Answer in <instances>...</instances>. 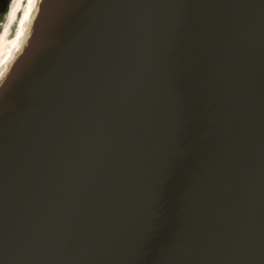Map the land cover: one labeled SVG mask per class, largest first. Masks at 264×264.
Segmentation results:
<instances>
[{"label": "water", "instance_id": "water-1", "mask_svg": "<svg viewBox=\"0 0 264 264\" xmlns=\"http://www.w3.org/2000/svg\"><path fill=\"white\" fill-rule=\"evenodd\" d=\"M0 264H264V0H46L0 95Z\"/></svg>", "mask_w": 264, "mask_h": 264}, {"label": "bare ground", "instance_id": "bare-ground-1", "mask_svg": "<svg viewBox=\"0 0 264 264\" xmlns=\"http://www.w3.org/2000/svg\"><path fill=\"white\" fill-rule=\"evenodd\" d=\"M46 0H12L4 21L0 24V95L5 86L14 79L34 41L35 29L40 22ZM19 6V11L14 10ZM27 12V18L19 17Z\"/></svg>", "mask_w": 264, "mask_h": 264}, {"label": "flooded vegetation", "instance_id": "flooded-vegetation-1", "mask_svg": "<svg viewBox=\"0 0 264 264\" xmlns=\"http://www.w3.org/2000/svg\"><path fill=\"white\" fill-rule=\"evenodd\" d=\"M11 0H0V15L3 16L7 14ZM6 9V10H5ZM4 16V18H5Z\"/></svg>", "mask_w": 264, "mask_h": 264}, {"label": "snow or ice", "instance_id": "snow-or-ice-1", "mask_svg": "<svg viewBox=\"0 0 264 264\" xmlns=\"http://www.w3.org/2000/svg\"><path fill=\"white\" fill-rule=\"evenodd\" d=\"M17 11H19V6L17 7L16 10H14V16H13L14 19H15V13H16ZM26 18H27V12H25L24 15H21V16L19 17V21H20V23H21L22 21H24Z\"/></svg>", "mask_w": 264, "mask_h": 264}, {"label": "rangeland", "instance_id": "rangeland-1", "mask_svg": "<svg viewBox=\"0 0 264 264\" xmlns=\"http://www.w3.org/2000/svg\"><path fill=\"white\" fill-rule=\"evenodd\" d=\"M11 1H12V0H11ZM4 16H5V15H3V16L0 15V24L4 21ZM0 29H1V27H0Z\"/></svg>", "mask_w": 264, "mask_h": 264}, {"label": "clouds", "instance_id": "clouds-1", "mask_svg": "<svg viewBox=\"0 0 264 264\" xmlns=\"http://www.w3.org/2000/svg\"><path fill=\"white\" fill-rule=\"evenodd\" d=\"M21 25H23V23H21Z\"/></svg>", "mask_w": 264, "mask_h": 264}, {"label": "trees", "instance_id": "trees-1", "mask_svg": "<svg viewBox=\"0 0 264 264\" xmlns=\"http://www.w3.org/2000/svg\"><path fill=\"white\" fill-rule=\"evenodd\" d=\"M6 10V9H5Z\"/></svg>", "mask_w": 264, "mask_h": 264}]
</instances>
